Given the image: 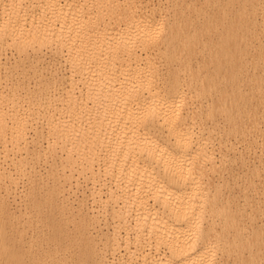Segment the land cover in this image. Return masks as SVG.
Segmentation results:
<instances>
[{"label":"bare ground","instance_id":"1","mask_svg":"<svg viewBox=\"0 0 264 264\" xmlns=\"http://www.w3.org/2000/svg\"><path fill=\"white\" fill-rule=\"evenodd\" d=\"M22 1L25 0H0V7H2L0 11V52L5 50L7 45L8 47L11 45L13 48L10 49L17 51L18 54L26 53L29 48L41 50L49 47L54 55L55 53L61 55L64 51L62 48L67 49L66 52L68 50L74 52V54L72 53L73 57L70 56V59L67 60L71 71L67 81L62 83L64 79L62 75H52L53 81L60 83V86L65 89V99L57 97V101L59 104L65 105L68 111L70 110L71 121L66 123L62 117L60 120L49 115L50 118L48 117L44 126H47L51 140L48 143L49 150H44V152L50 153L52 157L62 154L59 157L61 161L63 160V164L62 162L58 163L60 164L58 168L61 167L59 169H62L63 166L64 169L68 168L71 173L73 168L80 165L79 169L83 168L80 172L95 173L92 169L97 166L103 171L100 170L97 173L101 172L103 177L110 175L113 178L117 187L112 191L108 189L109 195H106L107 198L105 197V201L113 204L111 203L112 206L106 207L109 209L105 208L103 212H109L116 219L110 241L115 242L117 246L116 242L119 241L120 231L124 230L128 233L131 230L134 232L130 231L138 240L140 249L130 252L129 264H220L218 260L222 255H217L226 250L227 243L232 242L235 236L232 235L231 241L228 237V239L226 238L228 241H225L224 238L227 236L229 228L237 229L236 227H238L239 229L240 220L226 219L227 216L224 214L229 212L228 209L218 213L219 207L215 202L219 201L220 197L218 194L215 196L214 193H212L213 196H208L212 195L209 194V189L207 191L209 193H205L207 185L205 187L203 182V176L206 177L204 168L208 170L213 168V162L209 160L208 150L210 147L207 149L209 138L206 135L208 132L204 135L203 125L199 128L201 125L198 127L199 121L196 122L198 119L201 121L202 118L195 114L191 115L193 112L190 113L188 110L187 104L194 95L191 92L186 93V89H184L186 85L180 83V75L176 73V68H173L175 70L171 69L170 75L167 76V71L158 70L156 66L158 52L163 49H166L165 53L168 50L172 52L178 45V30L180 28L174 26L175 19L162 21L159 6L149 7L150 3L148 2L143 3L140 7L137 6L139 7L137 10L133 9L135 0H126L124 4L118 0H31L26 4L25 2L21 3ZM119 2H122L123 6L118 5ZM158 2L160 3V1ZM196 7H191V12L198 11ZM173 13L174 15L185 14L179 9H174ZM214 14L218 17L221 16L217 8ZM36 16L38 17L36 18ZM105 16L111 17V22L109 19L105 20ZM214 18L216 17L214 16ZM217 18L214 23L221 26V21L219 22ZM120 22L125 26L123 29L121 28L122 30L117 28ZM194 29L196 30V28ZM227 39L230 44L233 36L221 38L226 47ZM87 45L89 49H87ZM102 46L105 47L103 55L99 52L100 48H103ZM136 46L141 47L140 50L142 49L143 54L137 52ZM194 51L196 52V50ZM80 52L87 53L91 60L86 61V64L81 63ZM221 54L225 59L230 56L223 52ZM216 55L217 52H214L211 58ZM214 69L217 74L223 72L222 67ZM5 73L7 75L10 71ZM207 75L189 81L191 85L193 82L200 83V90L194 91L197 98L211 93L216 88L217 81L210 82V75ZM5 94L1 96L2 98L0 97L2 107L6 103L7 96ZM52 98L54 97L52 96ZM18 106L17 108H19ZM62 107L61 109L65 111V108ZM98 110H101L100 113H103L104 116L95 115ZM190 111L192 110L190 109ZM31 113L35 114V111ZM25 115L27 116V113ZM25 115L15 106L0 109V150L17 152L18 157L15 153L13 159L16 157L15 168L19 170L26 168V165H24L25 168L22 166V159V162L20 161V158L24 156V153L20 152L25 151L26 153L24 149L27 148L26 142H28L27 137L25 138L28 124ZM83 123L87 125L84 126ZM33 152L37 156L41 151L35 149ZM1 156L6 158L7 154ZM6 162L7 160H5V164ZM78 162L80 163L78 164ZM32 166L30 167L32 168ZM2 167L1 165V173L4 170L7 171ZM75 171L77 170L75 169ZM209 171L211 172V170ZM7 172L4 173L9 174ZM210 172L208 175L212 176L209 174ZM4 173L0 174V181L3 180ZM101 173L95 175L96 178L98 176L100 178ZM30 176L32 177V175L27 177ZM33 178H29L32 183L34 182ZM210 179L212 178L210 177ZM209 180L206 178L205 184H208ZM31 186L32 189H27L29 192L26 191V194L30 193L28 194L31 197H28L29 200L31 199L29 203L34 211L36 208L40 212L39 214H42L41 220H47L42 223L49 230L46 238H49L51 240L49 241L54 242L56 246H60L64 238L72 241L73 244L79 246L77 249L79 260L86 264H95L92 261V256L96 253L95 245H93L94 240L91 234L85 232L83 225L85 222L73 225L74 230L77 231L76 235L68 233L66 224L68 225L69 221L66 218V220H61L57 217L56 210L60 211L61 208H58L55 201L57 193L53 189L45 188V184L43 186L39 182L31 184ZM42 188H45L44 191L42 190V194H35L38 189ZM119 189L121 194L118 193L117 196ZM93 193L96 194L98 191ZM93 193L91 196H94ZM1 197L0 264H39L26 249L17 246V239L22 235V230L16 226L18 222L13 223L14 219L16 221V216L9 212L6 201H4L5 196ZM99 198L97 196L95 199L99 202ZM96 200L94 201L97 202ZM105 201H102L104 207L107 203L104 205ZM64 207L67 206L64 205ZM103 216L105 215L103 214ZM216 218L223 219L219 232L215 231L214 227L216 223L219 226ZM253 220L251 221L250 218V221L246 220V222H253ZM246 222L240 221L243 225ZM238 232L240 233V231ZM239 233L236 236H239ZM133 241H135L134 238ZM60 247H66V245ZM242 247H237L238 250H235L237 255H232V261L236 257H243ZM126 256L128 259V254ZM228 256L225 259L222 257L220 260L226 261ZM108 264L115 263L111 261Z\"/></svg>","mask_w":264,"mask_h":264},{"label":"rangeland","instance_id":"2","mask_svg":"<svg viewBox=\"0 0 264 264\" xmlns=\"http://www.w3.org/2000/svg\"><path fill=\"white\" fill-rule=\"evenodd\" d=\"M27 1L29 2L31 0H25L21 3L25 2L26 4ZM118 1H122L123 4L126 3V0ZM149 1L150 0H135V6H133V9L136 8L137 10L140 5H143V3L145 4V2L150 3L148 4L149 7L158 5L160 8L159 14H161V20L173 21L175 19L176 21L174 20V26H179L180 28L178 30V45L175 47L176 51L174 50L171 52L168 50L165 53L166 49H163L164 51L162 50L161 52L162 54L164 52V57L161 52H158L156 55V57L158 56L156 58L158 60H156V66L158 67V70L163 69L165 72L167 71V76L170 75L171 69L175 70L173 68H176V73L180 75V83L186 85L184 87V89H186V93L191 92V94L194 95L193 97V95L189 93L193 98L189 100L187 104L188 110L190 113L193 112L191 115L195 114V116L197 115L199 118H202V122L199 119L196 120V122L199 121L198 127L201 125L199 128L203 125L204 130L202 129V132L204 135L208 132L206 137L210 140L208 139L207 149L209 147L211 148L208 150L210 156L209 160L213 162V168L209 169L211 172L204 168V171L206 170V172H204L206 177L203 176V182L205 187L207 185L205 193L208 194L209 192L207 193V191L209 189V194L214 193L215 196L218 194V197H220L219 201L215 202L219 207L217 212L222 213L225 209H228V211L231 212H227L225 214L223 213L227 216L226 219L231 218V220L235 221L239 219L243 223L246 222V220L250 221V218L251 221L254 219L253 222L247 221L244 225L239 221V229L238 227H236L237 229L229 228L226 234L227 236L224 238L225 241L228 238L229 240L232 239L233 236H235V239H233L232 242H226L228 247L226 246V250L221 252L222 254L219 253L217 256L222 255L225 259L230 252L229 256H231V258L228 256V260L226 259L225 261L224 259L220 260L222 257H218L219 260H217L220 264L221 262L222 264H240L241 262L243 264H264V0ZM157 1H160V3H157ZM122 2H119L118 5H122ZM193 6H197L196 9H198V11L191 12V7ZM215 7L219 9L221 16L218 17L214 14L216 10ZM1 9L2 7H0V11ZM174 9H179L185 14L174 15ZM213 15L216 18L218 17L217 19L219 22L221 21V26L214 23V20H217ZM37 17L38 16H36V18ZM105 17V20H110L111 18H109V16ZM118 26V29H123V27H125L122 22H120V24L118 23ZM193 26H195L194 28H196V30ZM230 35L233 36V40L229 44L227 39L226 47L221 38L230 37ZM10 48L13 47H11V45L8 47L7 45V48L0 52V64L3 66L2 67L0 65V97L7 92L5 94V96H7L5 106L7 105L6 107L10 108L11 106H15L16 109H19L20 112L23 111L24 115L27 113L28 116L27 117L25 115V119L28 122L27 130L25 132V138L27 137L26 139L28 141L26 142L27 148L24 143V150H26V153L25 151L20 152L21 154L24 153V156L22 155L23 157L20 158V161L22 159V166L26 165V168L25 166V169L22 168L21 170L15 168L17 160H15L16 157L15 159L13 158L15 153L17 156V152L14 153L13 151L6 152L4 150H0V164L3 166V169L8 171L4 170V172L9 173L5 174L3 171L1 173L2 169L0 165V174L3 175L4 173L5 175L3 180L0 181V196H5L6 199L4 198V201H6V206L9 212L16 216V221H14V219L13 223L18 222V225L16 223V226L22 230V235L17 239V246L26 249L39 264H86L85 262L79 260V255L77 254L79 246L73 244L72 241L64 238L62 239L60 246L66 245V247H60L56 246L54 242H50L51 240L49 238H46L49 234V230H47L46 227H44L45 225L42 223L47 220H41L42 214H39L40 212H38L36 208L34 211V208L31 207V203H29L31 202V199L29 200L31 197L28 195L30 193L26 194L32 189L33 185L31 186V184L39 182V184H42L43 186L45 184V188L48 187V189H53L57 193L55 201L58 204V208L61 207L60 211L64 205L67 206L62 209V212L64 210L63 213L60 212L59 209L56 210V213H58V215H56L61 220L67 219L69 221L67 222L68 225L66 224V230L68 233L76 235L77 231L74 230V226L85 222V224L83 223L85 228L84 230L87 234H91L92 239L94 240L93 245H95L96 253L92 256V261H94L95 264H108L111 263V261L115 264H126L127 261V264H129L130 254L133 251H137L138 248L140 249L138 240L135 235L132 234L134 232L131 230L130 231L132 233H130V231L126 233L124 230L120 231V235L118 237L119 241L116 242L118 245L116 246L115 242L110 241L115 227L114 225L116 224V219H114L109 212L105 211L106 214L103 213L106 207L112 206V202H107L105 200L107 198L106 195H109V192L113 189L115 190L117 187L113 178H111L110 175L103 177V174L101 173L103 172L102 168L97 166L94 167L95 169H92L95 172H92L93 175L92 173H89L90 171L86 173L80 172L83 169H79L81 167L80 165L76 166L77 168L75 167L77 171L73 168L71 173L67 168L69 170L68 173V170L64 169L62 166L63 160L61 161V158L59 157L62 155L61 153H57L58 155H56V157L53 155V158L50 153L46 151L44 152V150H49L48 143L51 140L49 136L50 134L48 135L47 132V126H44V124L46 125L47 123V119L51 116L52 118L56 117L57 119L62 117L66 123L67 121L68 123L71 121L70 110L68 111L67 108H65V105H61L57 101V97L58 99L59 97L61 99H65V89H63V86H60V83L55 82V80L53 81V76L56 74L59 76L62 75L64 77L62 83L67 81L69 78L68 76H70L71 73L67 60L70 59V56H72L74 52L68 50L71 54L70 55L68 51L66 52L67 49L65 50V48H62L64 51L61 50V55L59 53H55L54 55V53L51 52L50 47L41 50L34 49L36 53L33 49L29 48L26 50L27 52L25 51L26 53H22L23 55L26 54V56H23L21 53L18 54L16 53L17 51H13V49L11 50ZM104 48L105 47L100 48L99 50L101 55L105 53ZM137 48V52L139 54H143V52H141L142 49L140 50L141 47L138 46ZM87 49H89L88 45ZM194 50H196V52ZM214 52H217V55L216 57L211 58ZM221 52L226 55L229 54L230 56H227L228 59H225ZM171 53H173L172 57ZM83 54L80 52L81 57L79 58L81 63L86 64V61L89 59L91 60V57H89L87 53H85L87 55ZM82 55L85 57L83 58ZM175 57H178V59ZM100 59L102 60L104 58ZM216 67H222L223 72L221 71L220 74H217L214 69ZM6 71L7 73L10 71V73H8L10 75H6ZM205 74H208L207 76L210 75V82L217 81V85L211 93L204 94L197 98L194 91L200 90V83L193 82L191 85L189 81L195 80L196 77H203ZM1 87L3 88V91ZM52 96L54 98H52ZM0 106L2 107L1 102ZM5 106L2 108L0 107V109H5ZM17 106L19 108H17ZM61 107L65 108V111H63L64 109H61ZM190 109L192 111H190ZM30 111H35V114ZM100 112L101 110L96 111L95 115L100 117L104 116V114ZM62 118L60 120H62ZM84 123L83 125L86 126L87 124ZM208 126L209 128L207 131ZM35 149L41 151L40 155L38 152L36 156V153L33 152ZM1 155L6 156V158ZM4 159L7 160V166ZM61 162L62 169H59L61 167L58 168L60 165L58 163ZM79 163L80 162H78V164ZM29 165L32 166V168ZM4 166H6V168H4ZM30 169H34V171ZM100 170L101 172L99 173H101V176L100 178L99 176L96 178L99 174L97 172ZM33 172H36L37 174L34 173V175ZM208 172H210L209 174L212 176L208 175ZM29 175H32V177H27ZM33 176H35L34 178L36 180ZM208 176L212 179L209 180L210 177ZM29 178H33L32 181L34 180V182L32 183L31 180L29 181ZM206 178L209 180V185L205 184ZM11 180H14L15 182H11ZM204 186L203 188H205ZM208 186L211 188H208ZM45 188L38 189L39 191L37 190L35 194H42ZM27 189L29 190L27 191ZM96 191H98L99 194L96 193L98 195L93 193ZM119 191L120 189L116 194L117 196L119 195L118 193L121 194V191ZM91 193H93L94 196H91ZM214 194L208 196H213ZM97 196L101 198V200L100 198L98 199L99 202L96 200ZM103 200L105 201L104 205L106 202L108 203V205L106 203L107 206L105 205V207L102 204ZM108 209L109 208H106V210ZM103 214L105 216H103ZM92 216H95L96 220H94L95 218H92ZM215 220L219 223V226L217 223L215 224V231H220V227H222L221 220L223 219L221 218V220H219V218H216ZM255 230L258 231V233H256ZM238 231H240V233ZM238 233L239 236H236ZM133 238L135 241H133ZM69 242H71V244H69ZM233 244L234 246H232ZM237 247H242L243 257H236L233 259L234 261H232V255H237L235 252V250H238ZM225 252H228L227 255H225ZM127 254L129 256L128 259L126 256Z\"/></svg>","mask_w":264,"mask_h":264}]
</instances>
